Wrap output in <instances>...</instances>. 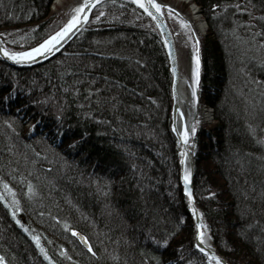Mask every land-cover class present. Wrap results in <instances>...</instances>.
<instances>
[{"label": "trees", "instance_id": "16d2710c", "mask_svg": "<svg viewBox=\"0 0 264 264\" xmlns=\"http://www.w3.org/2000/svg\"><path fill=\"white\" fill-rule=\"evenodd\" d=\"M51 1L0 0V32L17 27L38 33L36 21L48 20ZM195 1L209 21L202 41L201 96L215 98L210 103L216 113L215 122L199 127L196 135L195 194L209 235L229 262L236 264L231 259L236 251L242 259L237 264H264V0ZM103 6L141 13L125 1ZM104 27L80 34L58 58L30 73L15 68L11 74L0 62V257L5 264H16L11 248L20 257L32 253V264L204 259L183 231L185 206L168 113L171 74L158 34L124 24L114 32ZM83 102L93 104V116ZM90 116L94 125L86 122ZM23 117L34 128L52 130L50 140L29 137ZM17 123L22 126L16 128ZM72 152L80 157L72 159ZM123 159L132 164L131 173L100 178L104 162L109 168ZM61 161L73 167L66 177L70 189L58 192L65 196L62 201L52 187L64 183ZM14 168H28L38 178H24ZM47 193L56 215L42 211L41 195ZM39 208L42 224L36 229L34 216L25 210L38 213ZM78 233L90 247L80 244ZM163 238L168 244L158 246L155 241Z\"/></svg>", "mask_w": 264, "mask_h": 264}, {"label": "bare ground", "instance_id": "6f19581e", "mask_svg": "<svg viewBox=\"0 0 264 264\" xmlns=\"http://www.w3.org/2000/svg\"><path fill=\"white\" fill-rule=\"evenodd\" d=\"M96 1H98V0H96ZM109 1L110 0H106V1H104L102 3H100L98 1L99 3L96 2V3H94V5L91 4L86 9V11L84 13H81V15H87L88 19L87 20H81L80 24H78L75 28H73V31L68 33V36H70L69 40L71 39L70 42L67 44L68 47L71 45V43H73L76 40V38L80 34L82 35V33H85V31H87V30L90 31V30L96 29V27L94 25L90 24L92 13L94 12L95 8L104 7L103 5L106 2H109ZM111 1H115V2H121V1L123 2V1H125L126 3L128 2V3L132 4V6H135L134 5L135 3L133 2V0H111ZM181 1L192 3L191 0H176V2H179V3ZM60 3H62V2H60ZM60 3H59V6H60ZM80 3H85V0H77V2L75 4H80ZM157 3L161 4V7L163 8V10H165V8H166L165 5L169 4V0L168 1L158 0ZM170 5H172V4H170ZM74 6L75 5L71 6V10L68 13V18H67L66 22L64 24H62L59 28H57L55 31H53L52 33H50V34L48 33L47 34V30L54 23V21L56 20L57 16H56V14H54V16H53V14L48 13V17H47L48 20L47 21H45V20H43L41 22L39 20L36 21L37 22L36 24L39 25V28H43L44 30H46L45 33H38V34L31 33L30 36L28 34H25V37L27 39H30V37H31V40L24 41L20 45H15L12 42H10L8 38H5L4 35L0 32V43H1V46L4 47V49H7L8 51H27L30 48L37 47L40 43H42L44 40L48 39L50 36H52L53 34L58 32L60 29H62L68 23V21L71 19V17L75 14V11H73L75 9ZM53 7L54 6L50 5L49 9H52ZM137 9L141 10L142 13L145 14V12L142 10V8H137ZM53 10L55 11V8H53ZM55 13H57V12L55 11ZM130 13H133V12H130ZM203 13L204 12H201L200 9L197 6H195V5H193L191 7V13H184V17H185L184 19L187 20V21H190L189 26L191 27V29L195 33V35H197L199 38H200V34L202 32H204L205 29H206V25H205V23H204V21L202 19V16H203L202 14ZM204 18H205V16H204ZM123 23H124V26H126V27H131V28L133 27L132 24H127L125 22H123ZM97 24H98V26L104 25L105 26L104 29L105 30H111V32H114L115 30L120 29V25H122L118 21L111 22L110 20H107V18H104V17H102V19ZM79 25H80V27H79ZM168 26H169V23H168ZM169 28H170V26H169ZM155 29H156V32L158 34L159 40H161V35L159 33L158 28H155ZM11 31H13V30L11 29ZM73 32H74V35L72 36ZM170 32H171L172 39H173V46L175 48L176 55H177V54H179V52H178L179 49H178L176 37L174 36L175 34L173 33V29L170 28ZM208 32H209V30H207V33H206L205 37L203 38V40L208 36ZM68 36H65V37L68 38ZM61 44H62V41L60 39L55 44L54 50L52 52H46V53H42L40 55L34 56L32 59H30L27 62V63H30V64H27V65H23V66L14 65V63L10 62L9 60H11L13 62H16L15 60H12V59H10L8 57H5L2 54H0V62H2L5 65H7L6 67L11 72V74L14 73V69L15 68H24V69L30 70L29 71V73H30L31 70L35 69L36 67L44 66V65L48 64L49 62H51L52 60L58 58L60 53L62 54V50L64 51L66 49V48L62 49ZM199 44H200V41H199L198 45ZM170 45H172V40H170ZM162 46H163V44H162ZM57 48H58V50L56 51ZM198 49H199V53H198V55H199V77H198V80L193 75V69L196 67L195 56L197 54V45H196V48H194V46L189 48L188 53H187V57L185 59V62H182L180 60L179 55L176 58L177 59V65H175V66H177V71H178V74H179L178 78H177V82H176L177 98H176V100H175L176 102H175L174 101V97L172 95V91H171L172 90V85H171L170 86L171 99H170L169 110H168V113H169V126H170V130H171L172 134L174 135V138H176V136H175V134L173 133V130H172V126H173L174 123L176 125V129L179 130V131L183 130V126L185 124H187L189 126V128H191L193 123H195V132H194V134H190V136H189L190 140L188 141L189 142L188 148H190L191 151H192L191 154H192V158H193V164L189 160L190 156H188V157H185V159H186V160L184 159L185 163L182 165L183 171H184V167L185 166H187L190 169V171H191V169H193L194 180H193V183H189V186L191 188H193V190H194L192 192V195L195 192L196 163H195V152H194L195 147L194 146H195L196 135H197L199 127L210 126L216 120L215 108L210 103V101L213 103V101H215V98L211 95V96H208V98L203 100V98L201 96V94H202L201 93V85H202V81H203V70H204V67H205V62H204V59H203V55L200 54V51L202 49V45H201V49L199 48V46H198ZM164 52L166 54V62L168 64L169 71H170V74H171V82L173 83V75H172V71H171V65L173 64L172 58L170 56H168L165 47H164ZM128 54H131V52L129 51ZM130 58H132V57H130ZM260 58H261V56H260ZM131 61H133V60H131ZM261 62L264 64V57L261 60ZM19 77H21V76H19ZM0 84H2L1 80H0ZM193 88H195V93H196L195 96L192 95ZM82 104H85V110L90 111V115L93 116V112L91 111V108L93 107V104L91 102L90 103H88V102L84 103L83 102ZM19 109L20 108H16L15 110L19 112L20 111ZM180 111H182L184 113L183 117H180V115H179ZM92 116L89 117L91 119V121L88 120L86 122H89L88 124L94 125L95 120H94V118ZM106 118H107V122L110 123L109 122L110 121L109 118L107 116H106ZM201 118H202L203 121H208L211 118L210 120H212V121H211V123L209 125H206V124H203V122H199V121H201L200 120ZM17 125L22 126L21 123H17V124H15L16 128H19ZM25 130L27 131V135L29 137L44 135L43 132L40 129H37V128H34V127H30L29 126V128H28V127L25 126ZM24 133H25V131L23 132V134ZM69 139H70L71 142L75 141V139L72 138L71 136H69ZM24 140L25 139H23V141ZM191 140L193 141V143L190 145ZM176 141L178 143V140H176ZM27 143L33 144V142H27ZM73 154H75V156L71 157L72 159H77L78 157H80L76 153H73ZM83 158L84 159L86 158L88 161H90L89 160L90 159L89 155L87 156L86 154H84ZM177 158H178V168H179V171H180V152L179 151H177ZM64 162L65 161H61L59 163V164H61V167H63L65 169V174L63 176L61 175V177H63L61 180L64 183L59 184V185L57 183H54L52 185V187L57 191V192H55V194L59 196L60 201L64 200L63 197H65V196L64 195H60L58 192L64 193L66 190L70 189L71 185L69 184L70 182L67 181L66 177L68 176V172H72V170H73V167H71V169H70L69 167H67L68 165H66V163H64ZM17 163L20 165L19 162H17ZM21 164L23 165V163H21ZM117 165L114 164V166L116 168L114 166L108 168V163L104 162L103 167H101L103 170H102V172H100V175H99L100 178L102 176H104L105 179H109L110 176H116V177L120 176L121 177V175H125L126 174V171H128L129 173L132 172V169H133L132 164L129 161L125 160V159L122 160L120 166H117ZM55 167H57V166L55 165ZM82 167H84V166L82 165ZM93 169L94 168H92L91 170H93ZM83 170H84V172H86L85 169H83ZM12 171L16 172L18 175L20 174L24 178H25V175H29V177H31V178L34 177L32 175H35V178L36 179L38 178V175H36V172L34 174H32L31 171L28 170V168H26V169L25 168H22V169L14 168ZM95 172H97V171H95ZM51 176L55 177V174H53ZM91 177L92 178H96V175H91ZM97 180H98V183H101V181H102V179H100V180L97 179ZM115 187H117V186H115ZM180 187H181V194H182V197H183V202L181 203V205H182L181 207L185 206V211H186L187 210L186 207L190 208V206H189L190 201H189V198H188L187 194H185L184 185L181 184ZM0 188H1V186H0ZM44 189L46 190L47 188L45 187ZM41 197H42L41 198V200H42V211L51 210L50 211L51 212L50 215L51 216L56 215L58 213V211L57 210H52L51 207L49 206L50 202L52 200L51 193L44 194V196L42 194ZM193 198L196 199L195 195H193ZM58 209L60 210L59 206H58ZM25 211H27V213L29 215H33L34 216V223H35L36 229L40 228L41 224H42L41 223L42 220H39L40 218H42V215L39 214V213H41L40 208H39L38 213H35V210L31 211L30 209H26ZM187 211L190 212L189 210H187ZM199 212L204 216L203 210H199ZM184 213L186 214V212H184ZM196 214H198V213H196ZM43 217H45L46 219H50L44 213H43ZM58 218L62 219L59 216H58ZM67 219L69 220V218H67ZM68 220L65 219L63 221L66 222V223H69L70 221L68 222ZM87 221L90 222V220H87ZM93 227H95V226L93 225L91 229H93ZM78 228H79V226H78ZM43 229L44 230H52L51 228H49L47 226H45ZM40 230H38V231H40ZM86 230H88V229L86 228ZM90 230H88L87 232H91ZM78 234H79L78 236H82V234H80V233H78ZM36 236H38V235H35V237ZM39 237L43 238V239H47V237H45V236H41L40 235ZM196 241H197V239H196ZM199 242L200 241H198V243ZM213 244L216 246V244L211 239L210 235H209V238L206 235L205 239L203 241V246L205 247L206 252H200L199 250L197 252H199V254L203 258L207 257L210 260L211 259L210 258V256H211L210 253H213L212 252V248H211L212 246H214ZM81 245L83 247L85 246L87 248L90 247L89 241H87V240H85L84 243L81 244ZM214 250H215L214 253L217 256H220L223 260L226 261V262H224L225 264L226 263L227 264H231L228 261L227 257L224 254H222V252H220V250H218V248L214 249ZM9 252H10V258H13L15 260L14 262H16V264H21L19 260H21L25 264H28V262H29V264H32L31 263L32 260H33V258H32L33 254L32 253L28 254V255L27 254L22 255L21 257L23 258V260H24L23 261L22 259H20L21 258L19 256L20 254H18V252H17V250L15 248H11L9 250ZM20 253H24V251H21ZM52 257H53V261L56 262L57 260L54 258V256H50L49 259H51ZM191 258H196V256L191 257Z\"/></svg>", "mask_w": 264, "mask_h": 264}, {"label": "rangeland", "instance_id": "374dc122", "mask_svg": "<svg viewBox=\"0 0 264 264\" xmlns=\"http://www.w3.org/2000/svg\"><path fill=\"white\" fill-rule=\"evenodd\" d=\"M165 1H168V0H165ZM60 2H62V3H60ZM76 2H77V0H52L51 1L50 5L54 6L53 8H55V11L58 14L55 13L53 8L49 9V13L53 14V16H54V14H56L57 17H56V20L54 21V23L51 25V27H49V29L47 30V34L52 33L53 31H55L57 28H59L62 24H64L66 22V20L68 18V13L71 10V6H73V5L77 6V4H75ZM191 2L192 3L181 1L179 3V2H176V0H169V4L167 6H171L172 9L176 10V12L170 13L167 7L165 8V10H163L164 16H165L166 20L168 21L167 23H169L170 28L173 29V33L175 34L174 36L176 37V41H177V45H178V49H179V51H178L179 54H177V56L179 55L180 60L182 62H185V59L187 57V53H188V50L190 47L194 46V48H196V45H197V48L199 46V48L201 49V45H202L201 42L203 41V38L205 37L207 30H209V21L206 19V17L204 18V13L202 14L203 15L202 19L206 25L207 30L205 29V31L200 34V38L197 35H195V33L192 31V29L189 25H184L181 23V17L184 19L185 18L184 13H191V7L193 5L197 6L200 9V11L203 12V9L195 0H191ZM59 3H60V6H59ZM170 4H172V5H170ZM134 5H135V8H140L136 4H134ZM132 12L133 13L121 14L120 12H117L114 10L112 11V10L106 9L105 7L95 8V10L91 16L90 24H92L96 28H98L97 23L102 19V17H104V18H107V20H110L111 22L118 21V22H120V24H124L123 22H125L127 24H132L134 27L145 28V29H149L150 31H154V30L156 31L155 28H157V27H156L154 21L151 19L150 16H148L146 13L143 14L141 10H140L141 13L135 12V11H132ZM97 17H98V19H97ZM16 28H11L13 31H11L9 29V31H7L6 35L4 34V37L8 38L9 41L15 45H20L24 41L31 40V37H30V39H27L25 37V34H28L30 36L31 33L38 34V33H45L46 32V30H44L43 28H41L40 31H38V33H35L34 31H30V30H25V29L24 30H21V29L16 30ZM197 40L200 41L199 45L197 44ZM160 42H161V44H163L162 39L160 40ZM66 46L63 49L68 47V46L67 47ZM163 48H164V44H163ZM62 52H63V50H62ZM200 54L202 55V49L200 51ZM83 69H81V70H83ZM170 85H172V82L170 83ZM14 113L17 114L18 111L14 110ZM19 118H21V117L19 116ZM23 119L26 122L25 123L26 127H28V128H29V126L32 127L31 120H29L28 117L27 118L23 117L22 120ZM210 119L208 121H203L201 118L200 119L201 121H199V122H203V124L209 125L212 121ZM48 130L49 129L42 130V132L44 134L42 136H46L45 140L47 139V141L50 140V134L48 135V133H49V131H50V133L52 131V130H49V131ZM175 139L177 140V138H175ZM175 142H176V146H177V151L180 152V145H179V143H177V141H175ZM180 179H181L180 178V171L178 170V182L181 186V180ZM218 193H221V192L218 191ZM194 195L196 198L195 199L196 205L198 206L199 210H202L201 205L199 203V200L196 197L195 192H194ZM201 200H203V198H201ZM186 209L189 210V208H187V207H186ZM187 210L186 211L184 210V212H186L187 215L183 212V216L184 215L185 216L183 217V221H182L183 226L185 228L187 227V229L183 230L186 234L185 239L189 240L192 243L193 248L196 251H198V249L194 247V244L196 243V235H197V229H198L197 223H196L194 216L190 212H188ZM202 219H203L202 224L206 225V227L203 230L209 238V231H208L207 224L205 223L203 215H202ZM78 237H79L78 241L80 242V244H83L85 241L83 236H78ZM176 242H178L179 247H181L183 245L182 241H176ZM213 247L215 248L216 246L214 245ZM216 249H217V247H216ZM231 256H232L231 259L233 261H235L236 264L241 263V260H242L241 255H239L238 252L235 251L234 254ZM176 263H178V262L177 261H171L170 264H176ZM191 264H216V261L213 259L209 260L207 257H205L204 259H201V260L191 261Z\"/></svg>", "mask_w": 264, "mask_h": 264}, {"label": "snow or ice", "instance_id": "6c2138e0", "mask_svg": "<svg viewBox=\"0 0 264 264\" xmlns=\"http://www.w3.org/2000/svg\"><path fill=\"white\" fill-rule=\"evenodd\" d=\"M96 3V0H85V3H81L74 11L75 14L71 17V19L68 21V23L62 28L60 29L58 32H56L55 34H53L52 36H50L48 39L44 40L42 43H40L37 47H33L30 48L27 51H8L7 49H3L0 48V54H2L5 57H8L12 60H15L18 63H26L28 62L30 59H32L34 56L36 55H40L42 53H46V52H52L54 50V46L55 44L62 38H64L65 36L68 35L69 32L72 31L73 28H75L78 24H80L81 20H87L88 17L87 15H81V13H84L86 11V9L89 7V5ZM135 3L138 4L141 8H143L146 12H148L149 15H153L152 12L149 11V7L154 8L155 11L157 13H159L161 11V4L157 3L156 0H135ZM165 7L168 8L170 13H175L176 10L172 9L171 6H167L165 5ZM213 7H216L215 5H213ZM98 19V17H97ZM181 23L184 25H189L190 21H187L185 19H183L181 17ZM199 43V41L197 40V44ZM199 49L197 48V54L195 56V61H196V67L193 69V75L197 78L199 77ZM195 88H193L192 90V95L195 96ZM180 117H183L184 113L182 111L179 112ZM173 128L174 130L176 129L175 123L173 124ZM178 131V134L180 135V137L182 138L184 144L186 145L189 141V136L190 134H194L195 132V123H193V125L191 126V128H189V126L187 124H185L183 126V130L182 131ZM75 143V141L73 142ZM182 155L184 157H186L188 155L186 150H182ZM181 163L184 164L185 161L182 159ZM190 169L185 166L184 167V174H183V183H184V191L187 194L189 201L191 202L193 200V196H192V192L191 189L189 187V183H190ZM209 195H212V193H209ZM193 212H196V209L193 207ZM13 215H15V213H13ZM198 215H202V214H198ZM206 227V225L198 224L197 228L199 229V231L197 232V236L196 239L198 241H200L199 243H195L194 247L197 248L200 252H205L206 249L203 246V241L205 239V232L203 231V229ZM34 239H36L34 237ZM151 239H155V238H151ZM39 243V241H37ZM158 246L162 245V246H166L168 244V239L167 238H163L159 241H155ZM91 250V249H90ZM43 251V249H42ZM45 255H47L45 253ZM211 257L213 259H215L216 264H224V262L221 260V258L219 256H217L215 253H210ZM0 264H5L3 257H0Z\"/></svg>", "mask_w": 264, "mask_h": 264}, {"label": "water", "instance_id": "95a60500", "mask_svg": "<svg viewBox=\"0 0 264 264\" xmlns=\"http://www.w3.org/2000/svg\"><path fill=\"white\" fill-rule=\"evenodd\" d=\"M100 3H102V2H104V1H106V0H98ZM98 1H96V2H98ZM158 1V0H157ZM156 1V2H157ZM98 2V3H99ZM133 2L135 3V0H133ZM145 2H146V0H145ZM81 4V3H80ZM80 4H77V6H75V9L80 5ZM136 4V3H135ZM94 5V4H93ZM137 6H139L138 4H136ZM90 6V5H89ZM140 7V6H139ZM141 8V7H140ZM74 9V10H75ZM73 10V11H74ZM142 10L148 15V16H150L151 17V19L154 21V23H155V25H156V27L158 28V30H159V33H160V35H161V39H162V41H163V44H164V47H165V49H166V51H167V54H168V56H170L171 58H172V62H173V64L171 65V71H172V75H173V83H172V95H173V97H174V101L176 100V98H177V88H176V82H177V78H178V71H177V66H175V65H177V55H176V51H175V48H174V46H173V39H172V35H171V32H170V28H169V26H168V23H167V20H166V18H165V16H164V13H163V8L161 7V11L159 12V13H157L153 8H151V7H149V11L150 12H152L153 13V15H149L148 14V12H146L143 8H142ZM79 27H80V25H79ZM72 31H73V29H72ZM75 32V31H74ZM74 32H73V34H72V36L74 35ZM77 32V31H76ZM68 36V35H67ZM69 38H70V36H68V38H66V37H64V38H62L61 39V41H62V44H61V47H62V49L70 42V40H69ZM170 40H172V45H170ZM65 43V44H64ZM0 47L1 48H3L4 49V47H2L1 46V43H0ZM58 50V48L56 49V51ZM10 62H12V63H14V65H18V66H23V65H27V64H30V63H18V62H13V61H11V60H9ZM198 87V86H197ZM176 102V101H175ZM176 126V125H175ZM172 130H173V133L175 134V136H176V138H177V140H178V143H179V145H180V180H181V184L182 185H184V183H183V179H182V177H183V174H184V171H183V169H182V163H181V160L183 159H185V157L182 155V150H186L187 151V153H188V155L186 156V157H188V156H190V161H191V163L193 164V158H192V154H191V149L190 148H188V144H189V142L185 145L184 144V142H183V140H182V138L180 137V135L178 134V132H177V130H174V128H173V126H172ZM190 140V139H189ZM193 143V141L191 140V142H190V145ZM186 160V159H185ZM184 160V161H185ZM190 178H189V180H190V183H193V180H194V174H193V169H191V171H190ZM190 187V186H189ZM190 189H191V192H193L194 190H193V188H191L190 187ZM186 194V193H185ZM193 195H194V193H193ZM192 195V196H193ZM189 206H190V208H189V211H190V213L194 216V218H195V220H196V223H197V225L198 224H201V223H203V219H202V215H198V214H201L200 212H199V208H198V206L196 205V200L193 198V200L190 202V204H189ZM193 207L196 209V212H193ZM196 213H198V214H196ZM199 231V229H197V232ZM204 231V230H203ZM197 236V235H196ZM196 243H198V240L196 241ZM212 248V252L214 253L215 252V250L214 249H216V248H214L213 246L211 247ZM206 252V251H205ZM220 257V256H219ZM210 258L211 259H213L211 256H210ZM221 258V257H220ZM213 260H215V259H213ZM221 260L223 261V262H226L225 260H223L222 258H221ZM225 264V263H224ZM227 264V263H226Z\"/></svg>", "mask_w": 264, "mask_h": 264}]
</instances>
